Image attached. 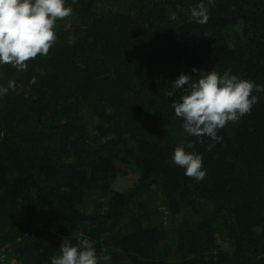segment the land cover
<instances>
[{
    "label": "trees",
    "instance_id": "16d2710c",
    "mask_svg": "<svg viewBox=\"0 0 264 264\" xmlns=\"http://www.w3.org/2000/svg\"><path fill=\"white\" fill-rule=\"evenodd\" d=\"M201 2L66 0L48 56L0 65L16 84L0 96V251L51 264L86 238L100 264H264V92L211 152L172 107L194 68L264 85V0H215L203 25ZM179 146L203 181L172 162ZM120 166L136 178L116 190Z\"/></svg>",
    "mask_w": 264,
    "mask_h": 264
},
{
    "label": "clouds",
    "instance_id": "9594fccd",
    "mask_svg": "<svg viewBox=\"0 0 264 264\" xmlns=\"http://www.w3.org/2000/svg\"><path fill=\"white\" fill-rule=\"evenodd\" d=\"M75 4L77 0H72ZM215 6V0L208 4L201 2L192 7L190 15L196 23L206 24L209 20V7ZM73 14V9L66 6V0H0V65H11L18 71H26L28 63L38 57L48 56L56 43L55 27L58 20H65ZM175 21V13L170 15ZM198 80L181 74L173 87L184 89L185 95L172 107L177 118L182 119L183 130L188 136L196 137L203 144V137L213 141L207 148L211 152L216 144L222 142L218 130L229 123L235 124L245 115H249L258 97L253 92H264V85H256L249 80L231 75V69L223 75L216 71L199 72ZM31 84L37 83L34 76ZM14 81L8 87H0V96L7 95L9 89H15ZM171 95V93H170ZM194 147L189 142L187 148ZM172 162L185 170L184 174L197 182L206 177L203 157L195 152H188L184 146L174 149ZM100 259L107 262L110 255L97 256L94 241L82 238L76 246L64 243L60 254L51 258V264H100Z\"/></svg>",
    "mask_w": 264,
    "mask_h": 264
},
{
    "label": "rangeland",
    "instance_id": "374dc122",
    "mask_svg": "<svg viewBox=\"0 0 264 264\" xmlns=\"http://www.w3.org/2000/svg\"><path fill=\"white\" fill-rule=\"evenodd\" d=\"M117 171L116 182L113 186L116 190L126 189L136 178L135 173L126 167L120 166Z\"/></svg>",
    "mask_w": 264,
    "mask_h": 264
},
{
    "label": "built area",
    "instance_id": "2783aa9c",
    "mask_svg": "<svg viewBox=\"0 0 264 264\" xmlns=\"http://www.w3.org/2000/svg\"><path fill=\"white\" fill-rule=\"evenodd\" d=\"M5 251H0V264H18L15 258L9 257Z\"/></svg>",
    "mask_w": 264,
    "mask_h": 264
}]
</instances>
